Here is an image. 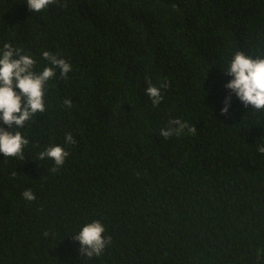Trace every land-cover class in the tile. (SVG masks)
<instances>
[{"label": "trees", "instance_id": "trees-1", "mask_svg": "<svg viewBox=\"0 0 264 264\" xmlns=\"http://www.w3.org/2000/svg\"><path fill=\"white\" fill-rule=\"evenodd\" d=\"M26 2L0 0V48L71 71L12 129L25 158L0 154V264H264V110L233 94L221 113L234 53L264 57V0ZM149 81L170 84L158 106ZM175 118L197 132L165 139ZM56 144L69 156L52 172L38 154ZM94 220L112 242L88 258L74 236Z\"/></svg>", "mask_w": 264, "mask_h": 264}, {"label": "clouds", "instance_id": "clouds-1", "mask_svg": "<svg viewBox=\"0 0 264 264\" xmlns=\"http://www.w3.org/2000/svg\"><path fill=\"white\" fill-rule=\"evenodd\" d=\"M57 2L58 0H27L26 3L28 9L34 13L41 12ZM43 58L48 61V66L36 71L37 61L21 48L14 47L11 43H4L0 48V154L5 158H25L24 147L30 141L20 131L13 132L12 129L24 128L37 113L45 112L47 82L57 75V70L61 78H66L71 71L69 62L49 51L43 52ZM224 72L232 79L225 85L230 92L224 100V107L221 108L223 115L229 114L233 94L245 107L256 111L264 110V57H253L243 51H237ZM169 86V83L161 82L158 87L149 81L145 94L151 98L153 105L158 106L163 100L161 90ZM63 103L68 108L72 106L70 99H65ZM4 125H7V128ZM169 125L160 131V135L165 139L185 132H197L195 126H190L179 118L172 119ZM65 143H76L71 133L66 134ZM258 151L264 154V144L258 146ZM68 156L69 152L62 145L56 144L41 151L38 159L54 161L55 167L51 171L57 172ZM16 175L17 172L13 171L12 176ZM22 196L27 201L36 199L30 188L26 189ZM105 232V226L100 220L83 225L74 236V239L80 242V254L88 258L102 255L112 242V237L104 235ZM47 235L45 232V236Z\"/></svg>", "mask_w": 264, "mask_h": 264}]
</instances>
